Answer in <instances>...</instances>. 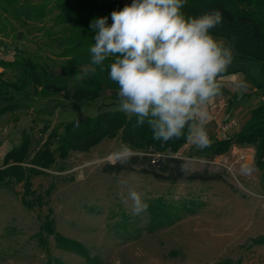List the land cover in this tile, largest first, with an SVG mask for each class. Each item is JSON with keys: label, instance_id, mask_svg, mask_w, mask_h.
<instances>
[{"label": "rangeland", "instance_id": "obj_1", "mask_svg": "<svg viewBox=\"0 0 264 264\" xmlns=\"http://www.w3.org/2000/svg\"><path fill=\"white\" fill-rule=\"evenodd\" d=\"M53 16L42 24L50 28ZM40 25L22 26L9 18L6 26L13 31L11 37L0 33L1 55L13 60L17 47L42 57L60 75L61 69L53 63L58 59L52 60L48 46L51 40L37 31ZM211 35L232 51L230 66L218 78L221 94L208 105L206 128L212 143L219 123H237L222 138L232 140L251 120L252 111L264 104V68L238 53L227 38ZM4 78L13 80L14 73L8 71ZM12 94L19 109L0 118V168L5 154L21 145L25 133L40 140L48 123L54 128L95 116L101 106L119 110V102L110 99L80 108L63 96L35 98L32 88L27 95ZM122 148L119 137L105 139L87 153H71L47 175L34 178L33 190L43 197L42 207L22 204L21 184H0V264H47L49 259L52 264H264V244L252 242L264 237V176L255 166L253 146H233L234 154L229 151L211 164L219 156L206 159L199 154L204 148L189 140L175 156L185 160L190 172L208 169L223 173L225 181L176 184L136 172L102 173L104 165L139 154L118 155ZM238 154L248 156L244 164L234 162ZM51 186L54 189L46 196ZM46 216L54 220L56 232L80 244L86 256L59 247L54 234H45L42 242L39 233Z\"/></svg>", "mask_w": 264, "mask_h": 264}, {"label": "trees", "instance_id": "obj_2", "mask_svg": "<svg viewBox=\"0 0 264 264\" xmlns=\"http://www.w3.org/2000/svg\"><path fill=\"white\" fill-rule=\"evenodd\" d=\"M125 5L122 0H0V33L11 37L13 30L8 32L6 26L9 18L22 26L40 23L37 31L51 40L48 46L54 55L52 60L58 59L53 63L62 71L60 75L55 74L42 57L27 54L17 47L13 60H5L0 51V101L3 104L0 118L19 109L12 93L27 95L31 88L35 98L63 96L73 107H90L102 99L119 102L118 85L109 78L108 65L112 58L103 66L91 63L90 47L95 42L91 25L102 17H107L110 25L111 13ZM181 11L185 17L219 11L223 22L210 30V34L227 38L238 53L264 68V0H185ZM53 13L52 26L47 28L42 22ZM8 71L14 73L13 80L4 78ZM184 131L185 134L178 139L156 140L146 121L138 124L135 115L129 117L120 110L106 111L101 106L95 116L63 122L54 128L46 124L42 130L43 137L49 134L45 139L38 140L25 133L21 145L4 156L0 184H21L22 204L30 209L36 205L42 207L43 197L33 190L34 178L47 175L46 171L58 161L67 160L73 152L87 153L103 140L117 137L123 147L127 146L139 154L123 163L104 165L101 168L104 174L136 172L170 184L225 181L223 173L208 169L190 172L185 160L175 156L189 141L187 128ZM233 145L253 146L255 166L264 176V104L252 111L251 120L234 139L216 140L199 154L209 160L228 153ZM53 189V186L49 187L46 196H50ZM158 211L160 214L164 210ZM47 216L39 233L42 242L45 243V234H54L59 247L86 256L80 244L56 232L54 220ZM155 222L164 224L158 220ZM252 242L264 244V237ZM47 264H52V261L49 259ZM55 264L62 263L55 261Z\"/></svg>", "mask_w": 264, "mask_h": 264}, {"label": "clouds", "instance_id": "obj_3", "mask_svg": "<svg viewBox=\"0 0 264 264\" xmlns=\"http://www.w3.org/2000/svg\"><path fill=\"white\" fill-rule=\"evenodd\" d=\"M185 0H132L96 19L91 63L112 58L109 78L118 85L119 110L145 121L153 138L167 142L185 134L198 149L211 144L208 105L221 94L218 78L232 51L210 34L223 22L219 11L185 17ZM241 87H245L241 85ZM124 146L118 155L127 156Z\"/></svg>", "mask_w": 264, "mask_h": 264}, {"label": "built area", "instance_id": "obj_4", "mask_svg": "<svg viewBox=\"0 0 264 264\" xmlns=\"http://www.w3.org/2000/svg\"><path fill=\"white\" fill-rule=\"evenodd\" d=\"M223 110V108H218L217 111L221 112ZM237 128V123L233 122L231 120H228L226 122H222L219 123L216 126L215 129V139L216 140H221L223 138L224 135H227L230 131H234ZM222 158V156L217 157V159H215L213 162H210L211 164H216V162L218 161V159ZM248 156L247 155H235L234 156V162L235 163H244L246 162Z\"/></svg>", "mask_w": 264, "mask_h": 264}, {"label": "crops", "instance_id": "obj_5", "mask_svg": "<svg viewBox=\"0 0 264 264\" xmlns=\"http://www.w3.org/2000/svg\"><path fill=\"white\" fill-rule=\"evenodd\" d=\"M233 146H235V145H233ZM233 146H232V147H233ZM232 147H231V149H230V152H232V153L234 154ZM240 164H244V163H240Z\"/></svg>", "mask_w": 264, "mask_h": 264}]
</instances>
